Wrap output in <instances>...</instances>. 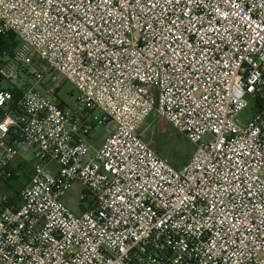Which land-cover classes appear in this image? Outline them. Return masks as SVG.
<instances>
[{"label": "built area", "instance_id": "2783aa9c", "mask_svg": "<svg viewBox=\"0 0 264 264\" xmlns=\"http://www.w3.org/2000/svg\"><path fill=\"white\" fill-rule=\"evenodd\" d=\"M9 34L0 170L32 173L0 194V264H264V0H0ZM151 113L180 169L141 139Z\"/></svg>", "mask_w": 264, "mask_h": 264}, {"label": "rangeland", "instance_id": "374dc122", "mask_svg": "<svg viewBox=\"0 0 264 264\" xmlns=\"http://www.w3.org/2000/svg\"><path fill=\"white\" fill-rule=\"evenodd\" d=\"M28 85H32V81L28 82ZM77 92L74 90L72 85L68 82L63 83L61 89L59 90L57 97L64 101L68 106H74ZM252 103L248 105V109L243 112L239 120L241 122L246 121L251 115ZM97 115H101L100 111H97ZM140 132H142V137H145L147 141L154 145L155 151L163 149L165 151V156L175 155L176 160L179 165L186 164L192 155L193 149L191 145L188 144L186 139L178 134L174 129H172L166 122L161 120L155 113H151L147 120L141 125ZM108 134V131L104 130L102 127L96 126L94 128V138L90 141L93 148H98L102 143L104 137ZM143 140V139H142ZM158 154V153H157ZM22 164L31 169L30 156H22ZM171 157V156H169ZM169 159V158H168ZM19 160V159H18ZM18 190L20 185L14 181L9 182V186H14ZM5 183L0 184V194H9V187ZM81 189L78 184H74L70 191L68 192L66 198L64 199L66 205L73 211L76 212L78 209L77 197ZM86 203H82L85 206Z\"/></svg>", "mask_w": 264, "mask_h": 264}, {"label": "trees", "instance_id": "16d2710c", "mask_svg": "<svg viewBox=\"0 0 264 264\" xmlns=\"http://www.w3.org/2000/svg\"><path fill=\"white\" fill-rule=\"evenodd\" d=\"M15 46H16V42H15L14 37L11 34L7 35V37H5V38L0 37V48L12 49ZM142 139L145 143L150 145L155 151L154 145H151V143L149 141H147L146 138L144 139L142 137ZM157 153H158L157 155H159L160 157L166 158L168 160V162L176 169H180L181 167H183L185 165V163L183 165H179L177 160H176L175 155H168V156L164 157L166 154H165V151L163 149H161V150L158 149ZM169 156H171V157H169ZM5 173H9L10 176L6 177ZM17 173H19V174L15 175ZM31 173H32L31 169H29L28 166L25 167L22 164V162L20 161V162H18V165H16V166L10 165L5 170H3V171L0 170V184H1V182H3L6 185H8L10 181H14L20 185V188L18 190L13 188L16 186V184L14 186L8 185L9 190H10L8 196L11 199H13L18 194L19 190L22 189L27 184Z\"/></svg>", "mask_w": 264, "mask_h": 264}, {"label": "crops", "instance_id": "0c3cea01", "mask_svg": "<svg viewBox=\"0 0 264 264\" xmlns=\"http://www.w3.org/2000/svg\"><path fill=\"white\" fill-rule=\"evenodd\" d=\"M143 138L145 139V137H143ZM20 161H21L20 159L16 161L17 165H18V162H20Z\"/></svg>", "mask_w": 264, "mask_h": 264}]
</instances>
